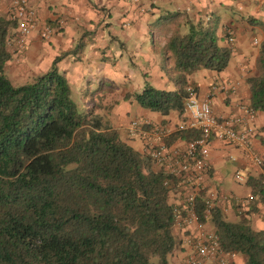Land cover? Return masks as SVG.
Returning a JSON list of instances; mask_svg holds the SVG:
<instances>
[{"label":"trees","instance_id":"1","mask_svg":"<svg viewBox=\"0 0 264 264\" xmlns=\"http://www.w3.org/2000/svg\"><path fill=\"white\" fill-rule=\"evenodd\" d=\"M184 25L185 33H173L161 48L173 61L167 74L174 90L145 82L139 93L125 94L122 101L182 119L189 76L226 68L231 49L219 42L229 35H217L218 19ZM14 27L9 16H0V264H168L176 215L167 201V184L174 179L155 170L150 157L128 146L97 112L118 103L103 104L111 87L91 93L85 110L73 101L70 85L55 67L12 86L4 68ZM245 84L250 110L264 113V36L257 45L255 75ZM198 135L177 130L163 142L169 147ZM246 184L250 209L264 205L263 177L247 178ZM205 210L199 192L196 218L211 223L220 249L244 257V264H264V231L253 230L246 218L231 222L217 208L208 215Z\"/></svg>","mask_w":264,"mask_h":264},{"label":"crops","instance_id":"2","mask_svg":"<svg viewBox=\"0 0 264 264\" xmlns=\"http://www.w3.org/2000/svg\"><path fill=\"white\" fill-rule=\"evenodd\" d=\"M11 1L0 0V16H8ZM26 2L35 12L36 27L22 40L21 48L15 32L10 31L6 41L10 58L4 68L8 80L17 86L25 85L55 67L64 74L71 96L76 97L75 103L85 110L90 108L91 93L111 87L112 93L106 95L103 104L108 105L113 100H118V103L106 111L97 112L138 153H144L145 145L140 139L126 135L130 121L121 117H125L128 111L134 108V119L160 126L166 135L177 131L185 117L183 115L179 119L174 113L161 116L139 108L131 100L122 101L123 95L136 94L142 89L132 92L119 90V86L128 80L125 73L128 63L133 66L132 76L143 78L156 89L173 91L174 86L167 74L172 70L173 61L168 54H161V48L181 25L186 28L185 21L216 17L219 22L217 35H229L227 40L219 42L231 49L228 65L221 72L199 70L189 76V83L197 99L210 97V110L214 117L230 120L235 130L252 131L250 144L261 164L253 166L242 159L238 150L210 140L207 144L208 171L201 180L200 192L203 199L210 201L212 208L219 209L226 220L234 222L243 217L253 230L264 231V205L256 203L253 210L250 209L251 191L246 184L250 177L262 176L264 179V113L250 110L245 84L247 77L255 75L257 45L264 36V0H138L135 5L121 0ZM59 23L62 25L57 28ZM153 24L156 25L152 27ZM43 25L57 28L48 40L39 37ZM159 25L165 28L162 33L158 30ZM108 37L111 44L117 41L122 47L132 40L134 53L130 56L131 61L127 62L117 50L112 51ZM123 106L125 109L120 110ZM184 144L178 139L168 148L180 149ZM154 169L158 170V167L154 165ZM235 171L244 177L243 184L234 181ZM167 201L180 208L183 198L172 191L168 193ZM201 226L204 230L213 231L209 221ZM191 230L192 226L183 227L179 220H175L172 229L175 247L168 264H184L190 249L184 245L183 239ZM244 262L240 255H234L231 261L232 264Z\"/></svg>","mask_w":264,"mask_h":264},{"label":"built area","instance_id":"3","mask_svg":"<svg viewBox=\"0 0 264 264\" xmlns=\"http://www.w3.org/2000/svg\"><path fill=\"white\" fill-rule=\"evenodd\" d=\"M128 5H135L138 0H121ZM9 19L14 22V34L17 44L21 48L22 40L36 27L35 12L26 0H12ZM62 25L59 23L58 27ZM57 28L41 26L39 37L48 40ZM187 97L183 102L185 117L177 130H188L199 135L185 142L183 148L169 149L163 142L166 132L160 127L140 119H133L126 128L129 138L143 141L144 153L162 173L174 179L173 184H167L169 192L182 195L183 203L180 208L175 207L176 219L183 227H193L184 236L183 243L190 249L184 264H232L234 254L224 253L213 231L202 228L196 218L194 201L200 192L201 180L207 174V144L216 140L238 150L242 159L253 166H260L261 160L253 151L250 138L252 131L235 130L230 120L216 118L210 110V97L197 99L192 87L186 88ZM233 179L238 184L244 183V177L238 172L233 173ZM251 199V198H250ZM249 199V200H250ZM205 214L212 208L208 200H204ZM182 213V215H181Z\"/></svg>","mask_w":264,"mask_h":264},{"label":"rangeland","instance_id":"4","mask_svg":"<svg viewBox=\"0 0 264 264\" xmlns=\"http://www.w3.org/2000/svg\"><path fill=\"white\" fill-rule=\"evenodd\" d=\"M154 25H156V24H153L152 27H154ZM158 28H159L158 30H159L160 33H162L163 30H165L163 25H159ZM185 31H186V28H184V26L181 25V28L179 30H176V33L182 35V34L185 33ZM107 42L109 43V45H111L112 51L113 50H117L120 54L123 55V58L126 59L127 62L131 61L130 56L134 53L133 52L134 45L132 44L133 43L132 40L130 42H128V43H125L124 47L119 45L117 41L116 42H112V44H111L110 37L107 38ZM132 68H133V66L128 63V65L126 67L127 70H125V73L128 75V80H126L123 83V86H119V90L121 92H125V91L132 92V91H134V90H136L138 88H142L144 86V84H145V81L143 80V78H137L135 76H132ZM136 69H140V68L137 67ZM136 69L134 71L135 73H137V71H138ZM12 86H17V85L16 84H12ZM72 99L75 102V99H76L75 95L72 96ZM136 108H137V106H136ZM124 109H125L124 106L120 108V110H124ZM135 117H136L135 116V110H134V108H132L130 111L127 112L125 117L122 116L121 118L125 119L126 121H131ZM168 261H169V256L167 257V262ZM153 262H155V261L153 260Z\"/></svg>","mask_w":264,"mask_h":264}]
</instances>
